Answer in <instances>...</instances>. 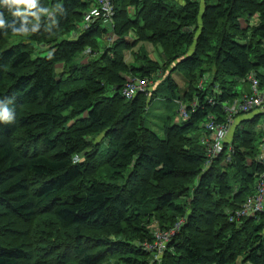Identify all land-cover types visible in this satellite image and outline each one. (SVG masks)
Instances as JSON below:
<instances>
[{
  "label": "trees",
  "instance_id": "trees-1",
  "mask_svg": "<svg viewBox=\"0 0 264 264\" xmlns=\"http://www.w3.org/2000/svg\"><path fill=\"white\" fill-rule=\"evenodd\" d=\"M17 2L20 16L0 7V99L16 113L0 123V264H151L144 245L177 225L162 264H264V211L240 225L228 218L264 173V102L229 113L257 98L249 74L264 88V0H113V37L98 61L107 28L96 20L79 29L94 0ZM24 35L28 44L8 46ZM142 43L166 47L168 64L146 58ZM87 50L90 61L78 64ZM159 68L182 72L189 90L179 100L166 73L153 94L121 96L124 70L151 80ZM209 68L213 78L197 87ZM165 89L187 118L161 138L143 117L147 96ZM103 168L128 173L105 183L96 180Z\"/></svg>",
  "mask_w": 264,
  "mask_h": 264
},
{
  "label": "rangeland",
  "instance_id": "rangeland-1",
  "mask_svg": "<svg viewBox=\"0 0 264 264\" xmlns=\"http://www.w3.org/2000/svg\"><path fill=\"white\" fill-rule=\"evenodd\" d=\"M175 1V0H174ZM173 2V1H172ZM239 23L241 25L245 24V22L241 19L239 20ZM254 21H251V24H253ZM244 26V25H243ZM212 39V37H210V40ZM28 38L24 35V36H16L13 37L9 40L8 42V46H14V45H18V44H28ZM106 43L109 45L110 42L107 40H104V42H101L100 45H98L97 47V55L99 54H106L107 52H105V50H108ZM44 49L43 45L37 46V50L35 51L37 55H40L39 52H42V54L44 55V51L42 50ZM49 49V48H47ZM139 49L145 53L144 56H146V58H150L153 60V62L157 63L158 66L167 65L168 64V59L167 57L170 56L171 52L167 50L166 47L164 46H158V45H154V44H147V43H142L139 45ZM137 47L133 50V52H136ZM168 52L167 53V57L166 55L163 56L162 58V54L164 52ZM180 52H186V49H181L179 50ZM165 54V53H164ZM193 54V49L189 50V54ZM100 55L97 58V61L100 59ZM90 58L85 56L82 58H79L78 60H76V62L78 64L81 65H86L88 63V61ZM124 59L125 62L130 65L134 63V59H133V54H131L130 52H124ZM95 61V62H97ZM61 65L57 66V70L60 71ZM207 66V65H206ZM206 66L201 67V68H206ZM201 68L199 70H201ZM215 69V67H214ZM213 69V70H214ZM124 73H121V76L125 79V81L131 79L134 75L128 71V70H124ZM166 73V70L163 69L161 70L159 68V70H157V72L155 73V77L151 80H148L149 84L151 85L150 89L148 90L150 93L156 90L157 88L161 87L162 84V76L163 74ZM182 72L177 70V72H170V73H166L164 76L166 77L168 74L171 75L172 79L176 82L177 86H178V90L174 89L173 92L176 93V97L177 99L181 96L182 92H186L189 90L188 87H186L185 81L182 78L181 74ZM183 75V74H182ZM213 71L212 68H209L207 70V72L200 78V81H198V85L197 87H199L200 83H204L206 81V78L211 80L213 77ZM247 82L249 81V88H250V92L253 95H257V96H262V94L264 93V88L261 89L259 87L258 82L255 80L253 74H249L247 76ZM124 81V82H125ZM238 89L242 90L243 88H246L245 86H243L240 82L237 83L236 86ZM122 90V89H121ZM167 92V93H166ZM166 97L170 98V90L165 89L164 91H161L159 94L156 95H152L151 97L147 98L150 100V104H148L147 109L144 113V117H143V125L145 128L152 130L153 132H155L159 137L163 138V128L165 125H181L182 122L184 121V118L182 116V112L181 109L179 107V104H177L178 101H168L166 99ZM179 100V99H178ZM182 102V101H181ZM237 106L240 105V101L236 102ZM262 106V105H261ZM260 108V107H259ZM98 141V143H100V139L99 138H94ZM97 143V144H98ZM103 148H105V145L103 144L102 146ZM84 153L78 157H73V161H77L78 159L83 158ZM74 161V162H75ZM128 173V170L123 171L120 173V175H115L113 173V171L110 168H103L100 171H98V173L96 174V180L105 182V183H115L117 185L122 184V182L124 181V179L126 178ZM247 199V198H246ZM246 201V200H245ZM243 206V205H242ZM157 218H153V224L152 227L154 228V230L158 231V224L157 222H155ZM242 222L239 223V225ZM128 238L131 241H135L136 237H134L131 233H129ZM139 242V241H137ZM136 242V243H137ZM156 258V257H155ZM150 260V259H149ZM156 260H158L156 258ZM151 264H162L161 260L158 261H153L150 260ZM163 264H169L168 260H166V262H164ZM238 264H247L246 262H243V256L239 259Z\"/></svg>",
  "mask_w": 264,
  "mask_h": 264
},
{
  "label": "built area",
  "instance_id": "built-area-1",
  "mask_svg": "<svg viewBox=\"0 0 264 264\" xmlns=\"http://www.w3.org/2000/svg\"><path fill=\"white\" fill-rule=\"evenodd\" d=\"M100 20L104 27L107 28V41H110L113 37V32L111 31L113 25V0H94V5L83 16L82 21L79 24V29H86L90 26L93 21ZM85 55H88V52H85ZM144 91V86H141L139 83L127 82L123 91V98L126 100H131L138 93ZM253 95V94H252ZM257 96V95H254ZM264 102V93L262 96H257V98L252 102L251 97H245L239 106L234 103L229 113L233 114L237 111L247 112L252 108L259 107ZM259 109V108H258ZM182 116L184 119L187 118L186 111L184 107L181 108ZM227 132V127L225 125L217 126L216 129V142L214 144V152H219L222 147V139L224 138ZM263 165H264V145L262 146L261 157H260ZM264 211V173L260 176L259 182L257 184V189L255 193L249 196L243 206L236 210L235 212H231L229 215V221L231 222H240L242 218H247L253 216L255 214L261 213ZM180 226V225H179ZM179 226H175V228L169 232H155L153 237V242L149 244H145V249L151 252V255L158 260H160L162 253L166 250L167 244L170 242L171 236L175 231L178 230ZM156 257V258H155Z\"/></svg>",
  "mask_w": 264,
  "mask_h": 264
},
{
  "label": "clouds",
  "instance_id": "clouds-1",
  "mask_svg": "<svg viewBox=\"0 0 264 264\" xmlns=\"http://www.w3.org/2000/svg\"><path fill=\"white\" fill-rule=\"evenodd\" d=\"M0 7H7L9 12L11 13V16L13 17L20 16L24 11H26V6H22L21 3L17 2V0H0ZM3 16L4 14L0 13V27H3L4 25ZM11 104V98L0 99V123L11 124L15 121L16 113L15 109L13 107H10ZM230 214L231 213H229V215Z\"/></svg>",
  "mask_w": 264,
  "mask_h": 264
},
{
  "label": "bare ground",
  "instance_id": "bare-ground-1",
  "mask_svg": "<svg viewBox=\"0 0 264 264\" xmlns=\"http://www.w3.org/2000/svg\"><path fill=\"white\" fill-rule=\"evenodd\" d=\"M87 52H88V55H89V50H87ZM148 80L149 79H136L135 78V79H129V80H127L126 83L129 82V81L134 82V83H139V84H141V86H144V91L143 92H140L138 94H148L149 93L148 90L151 87V85L149 84ZM199 81H200V79H199ZM126 83L124 84V86L122 87V90H121V96L122 97H123L122 94H123V91H124V88H125ZM177 104H179L180 109L183 107V104H181V102H177Z\"/></svg>",
  "mask_w": 264,
  "mask_h": 264
}]
</instances>
